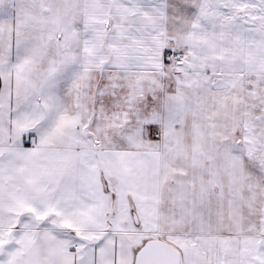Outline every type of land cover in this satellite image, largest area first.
I'll return each mask as SVG.
<instances>
[{
  "label": "snow or ice",
  "instance_id": "6c2138e0",
  "mask_svg": "<svg viewBox=\"0 0 264 264\" xmlns=\"http://www.w3.org/2000/svg\"><path fill=\"white\" fill-rule=\"evenodd\" d=\"M0 264H264V0H0Z\"/></svg>",
  "mask_w": 264,
  "mask_h": 264
}]
</instances>
